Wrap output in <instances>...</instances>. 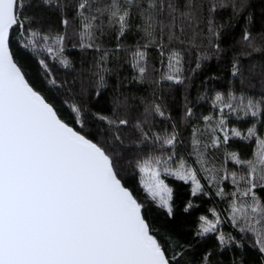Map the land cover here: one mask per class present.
<instances>
[{"label": "snow or ice", "instance_id": "obj_1", "mask_svg": "<svg viewBox=\"0 0 264 264\" xmlns=\"http://www.w3.org/2000/svg\"><path fill=\"white\" fill-rule=\"evenodd\" d=\"M33 6H55L63 11L68 5L62 0H38L36 5L32 0H0V264H192L186 257L191 245L179 238L171 242L172 234L165 235V230L146 215L149 199L166 209L169 217L173 215V189L165 183L167 177L190 182L193 196L208 195L201 179L217 184V196L232 197L233 228L251 234L253 246L264 253V94L249 98L217 93L212 107L218 115L203 116L205 127L192 129V151L187 155L195 160L190 161L177 159L176 148L182 142L175 125L164 135L151 131L148 114L171 119L160 104L153 101L145 107L143 118H133L127 105L113 97L112 114L97 113L86 101L78 103L69 82L57 79L50 67L73 68L65 55V41L72 21H78L72 36L78 37L79 44L72 46L101 53L94 72L98 77L95 95L99 96L108 86L105 74L111 69L106 67L109 52L102 51L97 40L106 27L114 29L119 40L139 18L135 29L144 34L146 43L143 50L137 46L132 53V67L138 73L134 79L145 82L147 49L155 46L161 64L167 60L168 71L153 83L184 84V49L171 45L194 43L185 41L184 35L186 27H198L197 13L203 5L185 0L182 11L177 0H75L74 16L72 20L62 16L63 30L59 32H43L36 17L24 11ZM246 6L248 0L233 5L237 10ZM216 8L210 0L209 13ZM207 25L214 38L212 46L219 52L216 41L223 25L214 26L211 18ZM193 32L199 35L195 29ZM258 39L264 41V32L245 30L242 36L252 52L264 51V45H257ZM20 52L36 60L42 73L40 84L29 77ZM200 68L197 62L193 73ZM231 74L242 75L239 61H233ZM56 93L61 94L59 103ZM120 107L124 113L117 115ZM193 115L192 108L186 107L185 117ZM231 116L254 119L241 130L229 126ZM92 120L105 126L94 125ZM126 130L138 133L134 140L127 137L132 145L141 149L152 145L161 154L130 159L132 147L125 143ZM233 139L253 145L251 158L242 159L239 152L228 150ZM210 150H222V164L231 160L242 171L217 169L215 153ZM126 165L143 177L144 200L126 183ZM201 171L208 175L198 178ZM225 180L235 186L234 191L228 193L219 187ZM191 207L189 203L187 208ZM212 212L214 219L200 217L196 236L215 234L218 251L230 246L242 248L241 240L220 229L221 215ZM212 257L213 252L207 250L200 264H212ZM232 264H245L244 256H234Z\"/></svg>", "mask_w": 264, "mask_h": 264}, {"label": "trees", "instance_id": "obj_2", "mask_svg": "<svg viewBox=\"0 0 264 264\" xmlns=\"http://www.w3.org/2000/svg\"><path fill=\"white\" fill-rule=\"evenodd\" d=\"M68 5L61 11L59 8L47 6H33L24 9L26 14L36 17V23L43 32H59L63 30L61 18L63 15L72 20L75 9L72 5L75 0H62ZM102 2V0H101ZM180 9L185 10L183 5L185 0H177ZM195 3L202 4V8L197 13L199 17L198 27H186L184 39L185 41L193 40V44L185 43L184 45H171L174 48L184 49V76L186 77L184 84H174L169 81L153 83L160 81L161 74L168 71L166 65L161 64L162 57L155 46L147 49V65L148 70L145 73V82L140 83L134 79L138 75L135 68L132 67V53L136 51L137 46L146 43V39L142 32L136 31L135 24L139 22V18L133 21V29L126 33L119 40L116 39L114 29L105 28V34L97 40L103 50H108L109 57L106 67L111 69L110 73L105 74L107 87L102 89L99 96L95 95L96 84L98 79L94 75L96 59L100 52L94 50H81L79 47H73V44H79L78 37L72 36L73 27L78 26V21H72V27L68 29L69 38L65 41V55L72 61V69H63L57 64H50L54 75L61 81H68L69 87L75 93V100L83 104L85 101L90 109L105 115L112 114V100L117 97L119 101L127 105V111L131 113L133 118H143L145 115V107L150 106L153 101L161 105L162 109L170 114L171 119L165 120L154 114H148V121L151 131L164 135L170 133L176 126L179 132V139L182 143L178 144L176 152L179 157H184L190 161L195 157H188V153L192 151V129L198 127L203 129L205 122L201 119L203 116L212 114L218 115L213 109V101L217 93L226 96L245 95L249 98H259L264 94V51L252 52L245 45L242 36L245 30H250L254 34L264 32V0H248V6L237 10L233 7L240 4L242 0H211L217 4L215 12L209 13L208 5L210 0H194ZM33 5L38 4V0H32ZM223 5V6H220ZM211 18L214 26L220 29V39L216 41L220 44V51L217 52L212 46L213 36L208 32L207 20ZM193 29L199 35L194 36ZM167 29L165 30V33ZM166 47L168 46L167 35L164 36ZM117 44L123 45L117 48ZM257 45H264V41L257 40ZM251 52L249 55L248 53ZM18 55L24 63L25 68L34 83L40 84V68L30 55L20 52ZM204 57H208L205 59ZM233 61H239L242 75L233 76L231 68ZM201 64V68L193 73L196 63ZM42 87V84L40 85ZM53 95V93H49ZM57 103L61 99V94L56 93ZM69 100L71 96L67 97ZM186 107L193 110L192 117H185ZM65 114L67 110L65 109ZM124 113V108H117L116 114ZM254 118H246L245 120H237L235 116L229 117V126L237 127L241 130L246 129ZM92 124L104 127L96 120H92ZM259 127V126H258ZM147 130V128H146ZM264 131V129H261ZM138 135L136 132L129 133L125 131V143L132 147L128 153L130 159H141L147 156L160 155V150L149 145L147 148L141 149L139 146L132 145L127 137L131 136L132 140ZM202 139L207 140L204 136ZM229 151L239 152L242 159H249L252 156L253 145L243 142L239 139L229 141ZM215 153L214 164L217 169L226 168L229 172L242 171L241 166L235 165L231 160L226 164H222L223 151L210 150ZM163 154L168 155L167 149ZM211 158V157H210ZM127 167L125 173L126 183L135 191L137 196L144 200L147 196L142 188L141 175L138 170L132 166ZM200 178L206 177L208 174L200 172ZM202 184L208 191V195L191 194V183H185L174 177H167L165 183L173 189V215L168 216L167 210L158 207V204L147 200L146 215L155 224L161 226L165 230L164 234H172V241L175 242L179 238L180 242L190 244L191 248L186 253V257L192 264H200L201 256L207 250L213 252L212 264H232V258L244 256L245 264H264V253H260L258 246L254 247V237L251 234L239 233L233 228L230 222V202L231 196L221 198L215 193L217 184L206 179H201ZM219 187H223L226 192L230 193L235 190V186L230 180H225ZM259 191V190H258ZM264 195V192L261 193ZM191 203L193 207L187 208ZM187 208V210H185ZM212 210L219 213L222 218L220 229L226 234L230 233L237 240L243 242L242 248L229 247L223 251H218V241L215 234H209L204 238L196 236L197 229L201 221L200 217L204 216L208 219H214Z\"/></svg>", "mask_w": 264, "mask_h": 264}, {"label": "rangeland", "instance_id": "obj_3", "mask_svg": "<svg viewBox=\"0 0 264 264\" xmlns=\"http://www.w3.org/2000/svg\"><path fill=\"white\" fill-rule=\"evenodd\" d=\"M198 178H200V174H198ZM143 179V177L141 176V180ZM201 183H202V180H201Z\"/></svg>", "mask_w": 264, "mask_h": 264}]
</instances>
